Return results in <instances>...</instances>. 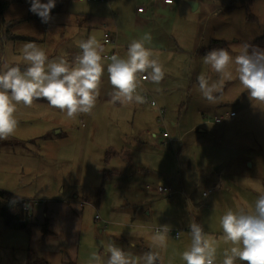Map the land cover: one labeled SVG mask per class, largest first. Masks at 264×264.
<instances>
[{"label":"rangeland","instance_id":"1","mask_svg":"<svg viewBox=\"0 0 264 264\" xmlns=\"http://www.w3.org/2000/svg\"><path fill=\"white\" fill-rule=\"evenodd\" d=\"M5 1L0 66L23 70L27 65L20 49L25 43L37 44L49 59L63 55L71 62L80 51L75 42L90 36L103 46L104 56L112 47L103 36L115 20L121 57L133 40L149 36L145 45L159 53L165 78L159 85L145 84L156 108L146 102L112 103L107 79L111 61L104 59L100 95L90 115L69 119L42 99L30 108L19 105L15 132L0 140V191L24 200L84 201L74 264H96L90 259L93 253L106 261L107 243L142 256L160 225H170L171 232L166 247L155 249L157 264H185L181 254L190 245L191 220L202 223L221 264L231 245L222 239L220 217L229 209H254L264 192V109L253 106L238 79L226 80L209 103L196 78L204 73L210 82L218 79L202 59L213 41L225 42L235 56L242 44L264 34V0H176L174 11L148 26L102 3L55 0L44 22L43 6L52 0ZM188 2L198 8L193 11ZM138 90L144 96L145 89ZM157 108L163 111L165 128ZM163 132L173 145L165 144ZM159 185L171 190V196L160 194ZM41 209L35 206L32 214ZM59 237L48 245L52 249L34 243L33 250L27 232L4 226L0 218V264H27L29 250L33 260L68 264L66 251L56 249ZM133 240L135 247H129Z\"/></svg>","mask_w":264,"mask_h":264},{"label":"clouds","instance_id":"2","mask_svg":"<svg viewBox=\"0 0 264 264\" xmlns=\"http://www.w3.org/2000/svg\"><path fill=\"white\" fill-rule=\"evenodd\" d=\"M166 4L173 0H164ZM44 22L50 17L55 0L43 6ZM143 39L133 40L124 57L118 54L102 56L103 46L95 36L76 41L79 52L72 61L63 55L49 59L45 51L35 43H25L20 52L27 65L0 66V140L8 139L17 128L15 114L18 106L30 108L34 101L45 100L49 108L58 109L69 119L90 115L100 95V85L105 72L102 60L107 64V79L111 85L108 95L112 103L121 105L144 104L142 81L159 85L165 78L159 53L146 47ZM203 64L217 75L215 81L204 73L197 76L199 91L209 103H214L217 93L226 80L238 79L239 86L248 93L256 108L264 109V50L249 51L248 44L240 46L239 53L231 55L227 49H211L205 52ZM222 239L230 248L223 251L221 264H264V192L255 200L254 209L227 210L220 217ZM190 245L182 252L185 264H217V247L208 239L202 223H189ZM170 225H160L151 237L150 250L142 256H134L115 243H107L106 261L93 253L96 264H157L160 260L156 248L166 247ZM104 245V242H101ZM135 247V241L129 242Z\"/></svg>","mask_w":264,"mask_h":264},{"label":"crops","instance_id":"3","mask_svg":"<svg viewBox=\"0 0 264 264\" xmlns=\"http://www.w3.org/2000/svg\"><path fill=\"white\" fill-rule=\"evenodd\" d=\"M95 3L105 4L109 9L114 7L119 15L129 18L133 17V21L137 22V24L148 26L150 24L152 25L157 23L158 20L164 19L167 16V13L174 11V7L177 2L176 0H173L172 5L164 4L163 0H100ZM140 7H144L145 11L143 13L138 12V8ZM113 24V28L109 27V24H104L103 28L105 29L109 27L110 30L112 29V32L117 33L119 43V34L116 29L117 23L115 20L113 21ZM111 51L105 53H110ZM147 82L148 81L141 83L143 89H146L145 84ZM33 200L41 201L39 207H42V212L40 213L43 215H39L40 213H37L36 215L33 214L35 225L32 228L31 235L29 237L32 249L34 250V243H37L36 248L42 250L52 249L49 248L48 245L54 244V241H57V238H60L59 235H61L62 241L61 243H58L56 249L59 251H66L64 253L66 261L68 264L74 263L71 256L77 253L75 246L79 243L82 230V211L79 206L85 205L83 204L84 201L79 202L78 200H72V198L65 200V197H60L55 200ZM92 208L95 209L93 206ZM34 209L35 206L33 207V210ZM44 215H46V218ZM45 223L47 226L46 230L49 233L47 236L43 235V227ZM65 240H67L68 243H65Z\"/></svg>","mask_w":264,"mask_h":264},{"label":"trees","instance_id":"4","mask_svg":"<svg viewBox=\"0 0 264 264\" xmlns=\"http://www.w3.org/2000/svg\"><path fill=\"white\" fill-rule=\"evenodd\" d=\"M9 2L5 0H0V16L3 12L8 8ZM249 45V51L252 50H264V34L261 37H258L252 43H247ZM219 49V48H227L225 42L213 41L211 45V49ZM43 100V99H42ZM147 189L151 187L149 185L146 186ZM167 196H171L166 194ZM27 201L21 199L11 193L0 191V218L1 223L12 229L22 230L27 232L28 236L31 235V230L34 227V217L32 214L33 205L29 203L30 212H25L23 209L25 205H27ZM47 223V221H46ZM46 223L43 227V235L47 236L49 233L46 230ZM29 262L27 264H48L44 260H33V252L29 250ZM74 264V263H70Z\"/></svg>","mask_w":264,"mask_h":264},{"label":"built area","instance_id":"5","mask_svg":"<svg viewBox=\"0 0 264 264\" xmlns=\"http://www.w3.org/2000/svg\"><path fill=\"white\" fill-rule=\"evenodd\" d=\"M78 1L79 2H83V3H95V2H98L100 0H78ZM164 4H166V3L164 2ZM172 4L173 3L167 4V5H172ZM144 11H145L144 7L138 8V12L139 13H143ZM103 39H104V44L112 47V51L109 54H105L104 57H110L111 55H114V54H118L120 56V53H119V50H118V35H117V33L110 32V31L108 32L107 31V32L104 33ZM143 82H145V81H142L141 83H143ZM144 97H145L146 103H148L152 107L156 108V102L153 99L152 95L147 91V89H145ZM157 113H158L159 121L162 123V127L165 128L163 111L158 109ZM216 121L219 122L220 120L217 119ZM162 137H163V139L165 141V144L173 145V140L170 138V136H169V134L167 132H163ZM157 190H158V192L160 194H168V195L172 194L171 190H169L167 188H164V187H162L160 185L158 186ZM210 192H211L210 190L207 191L206 193H204V196H208ZM26 201H27L28 204L31 203L33 205V207L34 206H39L41 204V201H39V200H26ZM28 204L25 205V207L23 209L27 213L30 212V206ZM83 204H85V203L83 202ZM95 219L96 220H100L99 215H96ZM179 237H180V233L178 231H175L174 232V238L175 239H179Z\"/></svg>","mask_w":264,"mask_h":264},{"label":"water","instance_id":"6","mask_svg":"<svg viewBox=\"0 0 264 264\" xmlns=\"http://www.w3.org/2000/svg\"><path fill=\"white\" fill-rule=\"evenodd\" d=\"M192 8L193 11H195L198 8V4L193 3V2H188Z\"/></svg>","mask_w":264,"mask_h":264}]
</instances>
